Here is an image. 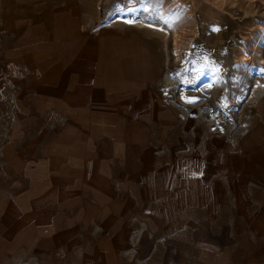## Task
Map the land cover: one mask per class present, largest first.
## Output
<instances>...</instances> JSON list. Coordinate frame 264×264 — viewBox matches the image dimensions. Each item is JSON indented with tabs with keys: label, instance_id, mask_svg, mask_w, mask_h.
Here are the masks:
<instances>
[{
	"label": "crops",
	"instance_id": "0c3cea01",
	"mask_svg": "<svg viewBox=\"0 0 264 264\" xmlns=\"http://www.w3.org/2000/svg\"><path fill=\"white\" fill-rule=\"evenodd\" d=\"M157 46L119 31L65 67L25 69L38 105L27 95L0 148V253L61 252L84 235L91 251L97 235L112 252L264 264V67L241 85L207 65L176 99Z\"/></svg>",
	"mask_w": 264,
	"mask_h": 264
},
{
	"label": "rangeland",
	"instance_id": "374dc122",
	"mask_svg": "<svg viewBox=\"0 0 264 264\" xmlns=\"http://www.w3.org/2000/svg\"><path fill=\"white\" fill-rule=\"evenodd\" d=\"M178 2L172 15L162 19L163 8L173 7L172 0H0V148L23 126L21 103L29 100L27 95L31 105H38L34 98L39 95L38 78L24 77L26 68L38 75L40 69H48L61 58L65 67L75 49L81 51L119 31L128 38L155 39L161 57L168 59L166 64L175 75L176 99L183 94L181 85L189 78L194 81L193 76L207 65L216 64L224 74L232 73L241 85L264 67V0L253 5L242 0ZM173 23L182 33L180 58L173 52ZM258 44L260 54L255 52ZM26 82L36 85L32 93L24 89ZM229 92L223 94L225 99L231 96ZM245 96L246 92L242 93L240 100ZM237 105L232 100L229 111ZM90 237L84 235L78 247L61 252L0 253V264H186L175 252H145L135 245L129 251L112 252L97 235L90 251Z\"/></svg>",
	"mask_w": 264,
	"mask_h": 264
},
{
	"label": "bare ground",
	"instance_id": "6f19581e",
	"mask_svg": "<svg viewBox=\"0 0 264 264\" xmlns=\"http://www.w3.org/2000/svg\"><path fill=\"white\" fill-rule=\"evenodd\" d=\"M174 5L173 7L169 8V7H164L161 14H162V19H166V18H169L172 13L174 12V6H175V9L179 6H177V4L179 3L178 0H172ZM243 2L245 3H248V4H251L253 5L255 3L256 0H242ZM181 7V6H180ZM190 18V17H189ZM187 23V22H186ZM182 28V27H181ZM172 32H173V35H174V49H173V52L175 54V56L177 58H180V55H181V52H180V42H181V29L180 27H178L176 24L173 23L172 25ZM260 45L258 44L256 46V49H255V52L256 54H260L261 51L259 49Z\"/></svg>",
	"mask_w": 264,
	"mask_h": 264
}]
</instances>
